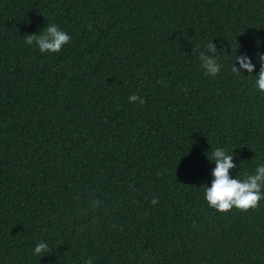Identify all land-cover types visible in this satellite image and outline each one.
I'll list each match as a JSON object with an SVG mask.
<instances>
[{"label": "trees", "instance_id": "trees-1", "mask_svg": "<svg viewBox=\"0 0 264 264\" xmlns=\"http://www.w3.org/2000/svg\"><path fill=\"white\" fill-rule=\"evenodd\" d=\"M50 24L61 52L25 44ZM259 54L264 0H0V264H264V200L205 199L215 149L264 164Z\"/></svg>", "mask_w": 264, "mask_h": 264}, {"label": "clouds", "instance_id": "clouds-1", "mask_svg": "<svg viewBox=\"0 0 264 264\" xmlns=\"http://www.w3.org/2000/svg\"><path fill=\"white\" fill-rule=\"evenodd\" d=\"M71 41V36L56 24H50L46 30L39 35L25 36V44L32 45L39 49L41 53L55 54L62 51ZM197 48H200L197 45ZM207 52L202 51L198 57L201 67L205 70V74L210 77H216L221 71V65L218 63V56L210 55L218 51L217 45L211 41L206 45ZM261 61V69L255 76L256 87L264 93V54H259ZM239 63V68L236 64ZM241 70L247 71L249 74L254 73L255 65L248 56L235 57V63L232 65L231 71L235 74H242ZM129 103H137L144 105L146 99L137 94L128 97ZM209 159L216 165L213 170L214 180L210 187H206L205 199L210 208L215 211L227 214L234 208L242 212L255 210L260 206V202L264 200V164L259 165L253 174H246V178L241 180L232 178L231 170L237 165L233 162V155L227 154L223 148L215 149ZM152 204L159 203L157 198H153ZM49 252V246L45 242H39L34 247L33 254L41 256ZM86 264H93L92 258L86 261Z\"/></svg>", "mask_w": 264, "mask_h": 264}]
</instances>
